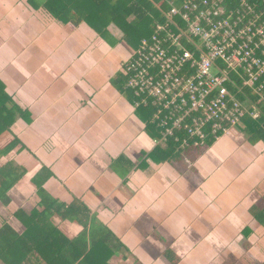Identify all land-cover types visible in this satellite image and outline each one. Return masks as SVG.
<instances>
[{"label":"crops","instance_id":"crops-1","mask_svg":"<svg viewBox=\"0 0 264 264\" xmlns=\"http://www.w3.org/2000/svg\"><path fill=\"white\" fill-rule=\"evenodd\" d=\"M46 1L0 0V84L16 113L0 135V150L13 145L0 168L21 169L0 207H14L13 218L42 210L39 183L65 210H87L81 223L52 217L66 238L81 225L107 232L110 264H171L168 251L176 264H264L254 218L264 143L250 144L239 124L192 162H154L157 145L117 77L133 50L111 25L117 44L85 23L56 20ZM7 223L23 231L16 218Z\"/></svg>","mask_w":264,"mask_h":264},{"label":"built area","instance_id":"built-area-1","mask_svg":"<svg viewBox=\"0 0 264 264\" xmlns=\"http://www.w3.org/2000/svg\"><path fill=\"white\" fill-rule=\"evenodd\" d=\"M168 4L122 71L134 107L151 110L155 145L183 149L260 114L250 96L264 99V0Z\"/></svg>","mask_w":264,"mask_h":264},{"label":"trees","instance_id":"trees-1","mask_svg":"<svg viewBox=\"0 0 264 264\" xmlns=\"http://www.w3.org/2000/svg\"><path fill=\"white\" fill-rule=\"evenodd\" d=\"M169 1L179 3L182 0H47L43 8L56 20L63 23H85L92 28L104 41L117 44L119 40L112 37L108 31L114 25L122 35L121 41L133 51L143 39L153 33L156 24L165 21V14L169 11ZM121 78L120 90L126 93L131 101L133 95L127 87V77ZM247 93H249L247 91ZM257 104L260 114L256 119L245 116L240 125L250 144L264 143V99L250 96ZM264 98V96H263ZM9 96L0 84V135L7 132L16 117L14 107L9 108ZM139 118L144 122L148 135L158 138V131L149 123L151 110L139 107ZM222 134H218L220 137ZM215 141L213 136L204 140L202 145L189 146L180 149L171 140L157 145L150 158L154 162L182 163L194 161ZM192 144V143H191ZM13 145L0 150V157L7 154ZM182 161V162H181ZM10 166L0 168V202L9 204L7 195L17 179L10 178ZM37 196L39 207L42 209L26 213L19 209L14 218L23 226L22 232H17L9 223L0 226V261L3 264H110L112 255L107 232H102L91 225H81L83 230L74 239L66 238L54 225L52 217L57 215L61 219L81 221L77 215L87 218L85 208L58 206L50 199L39 183ZM254 218L264 228V202L256 207ZM166 258L171 264H176L178 258L171 252H166Z\"/></svg>","mask_w":264,"mask_h":264},{"label":"rangeland","instance_id":"rangeland-1","mask_svg":"<svg viewBox=\"0 0 264 264\" xmlns=\"http://www.w3.org/2000/svg\"><path fill=\"white\" fill-rule=\"evenodd\" d=\"M110 31L112 32V34H114L119 40H121L122 35L119 32V30L114 26L111 25L110 26ZM136 116L139 118V112H136ZM140 119V118H139ZM15 168H10V177L15 176V174H18L21 172V169H19L17 166H14ZM14 208V207H12ZM12 208L10 207L9 209H4L2 207H0V225L3 224L4 222H14V218L12 217V213L11 210ZM18 208V207H16ZM246 264V263H244Z\"/></svg>","mask_w":264,"mask_h":264}]
</instances>
